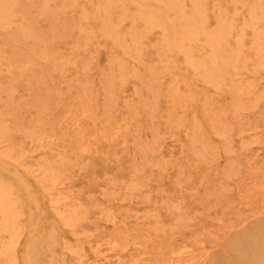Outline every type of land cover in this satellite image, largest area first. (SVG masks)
I'll return each instance as SVG.
<instances>
[{
	"label": "rangeland",
	"instance_id": "obj_1",
	"mask_svg": "<svg viewBox=\"0 0 264 264\" xmlns=\"http://www.w3.org/2000/svg\"><path fill=\"white\" fill-rule=\"evenodd\" d=\"M262 235L264 0H0V264H240Z\"/></svg>",
	"mask_w": 264,
	"mask_h": 264
},
{
	"label": "bare ground",
	"instance_id": "obj_2",
	"mask_svg": "<svg viewBox=\"0 0 264 264\" xmlns=\"http://www.w3.org/2000/svg\"><path fill=\"white\" fill-rule=\"evenodd\" d=\"M262 247L259 249L256 246L248 245L244 247L248 256H244L240 261V264H259L258 259L259 257H264V236L262 235ZM251 244V243H250ZM251 258V260H250ZM250 260V261H249Z\"/></svg>",
	"mask_w": 264,
	"mask_h": 264
}]
</instances>
